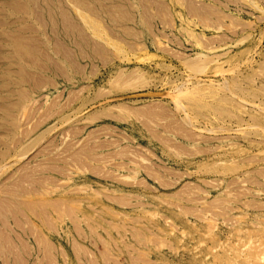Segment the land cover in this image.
Listing matches in <instances>:
<instances>
[{
    "label": "rangeland",
    "instance_id": "374dc122",
    "mask_svg": "<svg viewBox=\"0 0 264 264\" xmlns=\"http://www.w3.org/2000/svg\"><path fill=\"white\" fill-rule=\"evenodd\" d=\"M59 2L0 29V264H264V0Z\"/></svg>",
    "mask_w": 264,
    "mask_h": 264
},
{
    "label": "bare ground",
    "instance_id": "6f19581e",
    "mask_svg": "<svg viewBox=\"0 0 264 264\" xmlns=\"http://www.w3.org/2000/svg\"><path fill=\"white\" fill-rule=\"evenodd\" d=\"M59 1L60 0H56L55 2L56 6H54L55 4H53L52 0H40V1L39 0H2L1 4L3 8L0 9V12L3 13L4 17L3 19L0 18V29L2 28L10 29L9 31L4 30L2 32V35H5L3 42H5L6 40V43L9 45V48L7 47L5 49L7 51L5 58L9 59V60H6L7 62L9 63H13L15 61L17 62L19 61L20 63L21 61L28 62L29 58L31 57L30 55H31L32 50L29 49V39H27L25 32H24V30L25 31L27 30L28 23L30 21L37 22V24L40 26H43V28H44V25H47L46 23L53 21L55 22L56 27H57V28L56 27L54 28L58 32L59 26H61L60 23H61V12H62L61 6H59V3H60ZM37 2H40L41 4L40 6L43 7L44 9L43 16L39 15L40 13L39 11H43V10H38L39 13L37 12H36L37 14L35 13V3ZM57 2L59 3L57 4ZM16 13H19L20 16H16ZM46 16H47V19H45ZM48 20L50 21L48 22ZM17 23H19V25L23 24L24 28L20 27L18 30L15 29V26H17ZM39 31H41V29ZM43 35H44V32H43ZM6 36L8 38H6ZM8 69L11 71L10 72L8 70V72L12 73L13 70L10 67ZM4 158L5 157H2L3 159L2 161H4ZM4 168H5V164H4L3 169Z\"/></svg>",
    "mask_w": 264,
    "mask_h": 264
}]
</instances>
